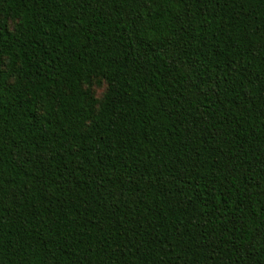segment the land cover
I'll return each instance as SVG.
<instances>
[{"label":"trees","instance_id":"trees-1","mask_svg":"<svg viewBox=\"0 0 264 264\" xmlns=\"http://www.w3.org/2000/svg\"><path fill=\"white\" fill-rule=\"evenodd\" d=\"M0 264H264V0H0Z\"/></svg>","mask_w":264,"mask_h":264},{"label":"rangeland","instance_id":"rangeland-1","mask_svg":"<svg viewBox=\"0 0 264 264\" xmlns=\"http://www.w3.org/2000/svg\"><path fill=\"white\" fill-rule=\"evenodd\" d=\"M105 83L104 82H98L94 83L92 87L93 94H95L96 97H100L105 90Z\"/></svg>","mask_w":264,"mask_h":264}]
</instances>
